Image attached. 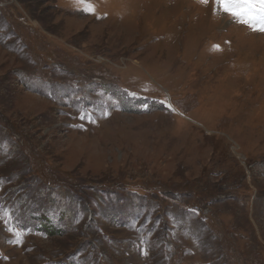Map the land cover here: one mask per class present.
Returning a JSON list of instances; mask_svg holds the SVG:
<instances>
[{"label": "rangeland", "instance_id": "374dc122", "mask_svg": "<svg viewBox=\"0 0 264 264\" xmlns=\"http://www.w3.org/2000/svg\"><path fill=\"white\" fill-rule=\"evenodd\" d=\"M92 3L0 0V264H264V32Z\"/></svg>", "mask_w": 264, "mask_h": 264}, {"label": "snow or ice", "instance_id": "6c2138e0", "mask_svg": "<svg viewBox=\"0 0 264 264\" xmlns=\"http://www.w3.org/2000/svg\"><path fill=\"white\" fill-rule=\"evenodd\" d=\"M199 2L207 5L210 0H199ZM211 2L215 11L228 15L232 20L249 27L253 31L264 32V0H211ZM74 3L83 11L95 12V5L92 0H74ZM214 47L218 49L219 45H214ZM84 118L86 116L81 117V119ZM87 118L90 119V117ZM16 235L19 236L20 232L17 231Z\"/></svg>", "mask_w": 264, "mask_h": 264}]
</instances>
